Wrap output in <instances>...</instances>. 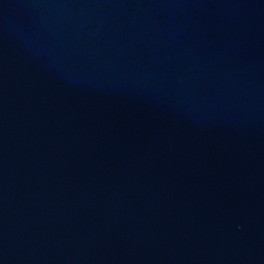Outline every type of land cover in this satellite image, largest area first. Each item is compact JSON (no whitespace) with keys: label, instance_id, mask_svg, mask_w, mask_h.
I'll list each match as a JSON object with an SVG mask.
<instances>
[{"label":"water","instance_id":"obj_1","mask_svg":"<svg viewBox=\"0 0 264 264\" xmlns=\"http://www.w3.org/2000/svg\"><path fill=\"white\" fill-rule=\"evenodd\" d=\"M0 264H264V0H0Z\"/></svg>","mask_w":264,"mask_h":264}]
</instances>
